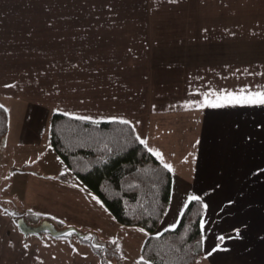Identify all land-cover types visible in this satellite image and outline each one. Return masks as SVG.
<instances>
[{"label":"rangeland","instance_id":"obj_1","mask_svg":"<svg viewBox=\"0 0 264 264\" xmlns=\"http://www.w3.org/2000/svg\"><path fill=\"white\" fill-rule=\"evenodd\" d=\"M19 1L24 13L36 14L39 21H29L27 18V22H23L26 25H22L17 34L13 30L10 37L15 38L13 40L17 46H8L5 49L8 52L0 55V73L12 78L15 72L10 60H18L21 67H18L17 82L23 85L28 82L33 86L34 100H40L39 97H43L41 91L50 88L47 87V80L41 77L47 73L50 63L46 62H59L63 53L68 62H74L77 58H82L81 62H94L96 53H92L89 47H82L83 44L78 45L68 38L66 44H56L60 36L68 34L62 33V29L68 25L64 24L62 20L66 18L62 17L83 14L85 18L93 19L95 27L103 23L100 15H110L117 8H123L124 13L139 15L137 22L130 24L135 44L127 45L129 37L120 38L122 42L119 41L120 44L116 46L119 47V55L125 60L126 54L121 53L133 46L132 52L137 53L133 57H136L137 63L127 60L131 63L127 67L134 74L133 78H137L142 70L140 80H144V72L145 78L149 73L152 82L145 79L137 86L141 85L139 89L143 90L144 84H150L152 95L155 94L162 105L183 98V106L197 102H201V105L246 103L250 106L253 103L244 100L232 102V98L264 94V0ZM49 2H53L54 6L46 7ZM14 10L15 7L12 8ZM28 26L35 33L29 35ZM48 40L52 44H47ZM104 52H108L110 62L112 51ZM35 67L43 68L42 72L37 74ZM81 71L86 75L93 73ZM248 127H251V123H248ZM47 133L46 126L45 137L40 135V144L32 148L18 144L15 128H11L6 145L0 150V264H100L90 248L69 233L59 237H53L46 231L23 235L16 222L19 218L26 222V210L48 216L80 234L89 232L100 240L112 241L120 255L119 264H139L140 249L148 233L139 227L118 224L101 202L82 188L73 189L74 192L56 187V180L51 177L64 172L66 167L50 146L42 144ZM228 166L230 183H235L233 164ZM246 167L254 170L252 164ZM240 169L244 170L242 167ZM244 176L253 187L245 185L241 189V192H245L241 195L231 197L229 183H221L219 185H223V191L206 199L210 217L208 222L203 223L204 252L197 264H239L241 253L253 255L254 246L246 242L241 248L242 242L238 240L241 223L254 233V176L245 171ZM73 193L77 196H73ZM229 196L230 201L224 203ZM175 198L165 211V218L174 214L180 205L179 198ZM209 204L217 205L211 209L212 214ZM215 210L217 213L213 216ZM210 221L215 225L210 226ZM261 225L262 231L257 232L262 233L263 246L259 245V250L264 255V221ZM163 226L164 222L158 225L154 234L161 233ZM228 228L227 238L216 240L212 236L216 229L221 234L222 229ZM247 259V264L256 262L251 257ZM105 264L118 263L107 261Z\"/></svg>","mask_w":264,"mask_h":264},{"label":"crops","instance_id":"obj_2","mask_svg":"<svg viewBox=\"0 0 264 264\" xmlns=\"http://www.w3.org/2000/svg\"><path fill=\"white\" fill-rule=\"evenodd\" d=\"M50 6H54L53 2H49L46 7ZM14 7L15 10L12 11ZM21 8L19 0H0V55L8 52L5 50L8 46H17V42L13 40L15 38L10 37L13 30L17 34L20 27L26 25L23 22H27V18L29 21H39L36 14L24 13ZM117 9H113L115 11L110 15H100L103 23L95 27L93 19L85 18L83 14H68L62 17L66 18L62 20L64 24L68 23L62 33L68 34L65 37L60 36L56 44H66L68 38L78 45L83 44L82 47H89L96 55L91 63L81 62L82 58L68 62L64 53L59 62H46L50 63L49 67L47 73L41 77L47 80V87L50 88L46 90L48 92L41 91L43 97H39L40 100H34L35 94H32L34 89L31 84L26 82L23 85L17 82L18 67H21V63L18 64V60H10L15 72L12 78L0 73V104L8 113V132L3 146L6 145L10 129L15 128L18 144L37 147L41 139L39 136L45 137L46 126L49 130V125L46 124H49L50 116L54 112L97 122L126 121L132 126L138 140L172 174L169 204L176 197L175 199L179 198L180 205L169 217L165 218L164 214L160 222H164L162 232L176 225L185 204L195 197L201 200L206 208L201 222L202 237L203 223L210 217L207 213V200L223 191V185H219L221 183H229L231 197L244 193L241 189L245 185L253 187V184L247 183L245 171L254 176V233L247 225L241 223L238 240L242 242L241 248L246 242H250L254 246V253H241L239 264H247L248 257L255 260V264H264L263 251L259 250V245L263 246L262 233L257 232L262 231L261 224L264 221V104L201 105V102H197L183 106L184 100L180 98L181 100L162 105L155 94L152 95L150 84H144L143 90L139 89L141 85L137 86L141 81L152 82L149 73L148 78H145L146 72L143 71V78L146 80H140L139 73L142 70L137 78H133L134 74L127 67L131 64L126 62L127 60L136 62V57L133 56L137 53L132 52L133 46L127 47L125 53H121L126 54L128 59L123 60L119 55V47L116 46L120 44L119 41L122 42L120 38L129 37L127 45L132 42L135 44L130 24L137 22L139 15L124 13L123 8ZM101 12L103 13L102 10ZM27 28L29 35L35 33L31 27ZM42 31L43 29L40 33ZM47 44L52 42L48 40ZM105 50L112 51L110 62ZM34 70L39 74L43 68L35 67ZM81 70L93 73L86 75ZM248 123H251V127H248ZM45 139L42 144L49 146L48 133ZM228 164H233L235 183H230ZM251 164L254 170L246 167ZM241 167L244 170H241ZM55 183L54 185L63 191L70 189L76 192L73 189L80 188L78 184H64L58 181ZM187 183L195 185L189 186ZM72 195L77 196L75 193ZM231 197L223 202L230 201ZM216 204H209V210L215 209ZM214 213L213 216L217 210ZM211 223L212 221L209 222ZM226 230L229 228L222 229L219 234L216 229L212 236L216 240L225 239L229 236Z\"/></svg>","mask_w":264,"mask_h":264},{"label":"trees","instance_id":"obj_3","mask_svg":"<svg viewBox=\"0 0 264 264\" xmlns=\"http://www.w3.org/2000/svg\"><path fill=\"white\" fill-rule=\"evenodd\" d=\"M7 132L8 113L0 104V150ZM48 142L66 167L51 178L78 184L95 196L118 224L139 227L148 233L140 249L139 264L198 263L204 252L201 222L205 204L199 199L188 200L176 225L154 234L170 202L172 174L138 140L129 123L90 121L54 112ZM24 218L33 226L48 220L58 230L65 228L63 223L30 210H26ZM78 232L74 229L67 233L87 245L100 264L120 263L114 242L100 240L89 232L77 235Z\"/></svg>","mask_w":264,"mask_h":264},{"label":"water","instance_id":"obj_4","mask_svg":"<svg viewBox=\"0 0 264 264\" xmlns=\"http://www.w3.org/2000/svg\"><path fill=\"white\" fill-rule=\"evenodd\" d=\"M17 228L23 235L28 234H37L41 232H48L53 237L61 236L69 231H74L73 228H65L58 230L56 229L52 223H50L48 220H43L41 223L37 226H32L26 224L23 218H19L16 222ZM77 235H80L79 233H76Z\"/></svg>","mask_w":264,"mask_h":264},{"label":"snow or ice","instance_id":"obj_5","mask_svg":"<svg viewBox=\"0 0 264 264\" xmlns=\"http://www.w3.org/2000/svg\"><path fill=\"white\" fill-rule=\"evenodd\" d=\"M241 100H244V102L248 103H262L264 104V94H257L255 97H248V98H243V97H233L232 102H240ZM124 123H127L126 121ZM192 199H196L193 197Z\"/></svg>","mask_w":264,"mask_h":264}]
</instances>
